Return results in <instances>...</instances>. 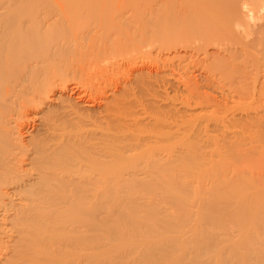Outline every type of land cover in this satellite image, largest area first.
<instances>
[{"label": "rangeland", "instance_id": "1", "mask_svg": "<svg viewBox=\"0 0 264 264\" xmlns=\"http://www.w3.org/2000/svg\"><path fill=\"white\" fill-rule=\"evenodd\" d=\"M2 1L3 0H0V3H5V2L9 3L10 1L11 3H14V2L16 3V1L14 0H4V2ZM1 6H3V4ZM0 8H1L0 14L4 13L3 11L4 8L2 7ZM138 16L140 17V15ZM138 16H136V18ZM147 18L145 17L143 20L145 21L147 20L146 22L148 23L149 16ZM141 22L142 24L145 23L144 21H141ZM141 22L138 24L140 25ZM147 23H145V25ZM145 25L144 26L141 25L139 28L138 26L136 27V25L135 26L130 25L131 27L126 26L124 28H126L127 30L123 28L122 29L123 31L121 30L123 26L120 27V30L122 32L121 34H123V32L124 33L127 32L126 34H129L126 36L127 39L126 38L124 39L123 37L120 38L122 42L124 40L126 41L128 40L129 42L130 40L136 38V40L134 41L132 40L133 42L130 41L129 43L123 42L122 44V42L120 41L121 46L119 48H121V51L119 52L120 49L118 51L116 50L113 51L115 52V54H118L119 56L121 55L120 57L117 55L118 58H115L116 56L114 57V55H112L113 53H110L111 49L109 47L107 48L109 49V52L108 53L105 51L104 52L106 54L112 55L111 57L105 54L106 57H104V60H103L102 59L103 56L95 55L94 57V54H93L91 57L89 56L88 58L83 57L81 62L78 61V64L80 63L79 64L80 66L83 63L85 69L88 68L86 70L89 73L88 72L87 73L78 72L81 69L79 68L77 69L78 65H75L77 63V59L75 60L73 56V60H74L73 61V69H74L73 77L70 72H68L66 76H69L68 80H70L69 83H71L69 87L79 86V94L80 95L83 94V100L81 102L76 103L75 100H73V103H74L73 108L75 104H76V107L72 111L73 112L75 111L76 113L74 112L72 116L73 117L72 119L74 121H72L71 119V121L68 123L69 124L68 130L73 128L72 130L73 133L72 131H70V133H72L73 135V166H74L73 174L80 173L79 175L81 177L79 178L82 179L81 181L83 183V178H85L84 176H86V174L87 176L91 175V177L92 176L98 177V173L92 169L94 168V166H91L92 168L90 167L88 168V166L90 165V163L88 162H90L92 159L94 160L96 158H99L100 160L105 161L107 165H109L110 168L112 169L111 165L113 164L112 161H114L115 159L114 157L121 155L120 156L121 158L120 157L118 158L119 160L122 159L121 161L124 160L123 163L125 164L128 162L133 163L134 161H136L135 163H137V166L140 167L141 169L142 168L141 165L143 164L144 166L146 165L145 163L148 162L149 159L147 158L153 157V159L149 160L148 163H151L154 161L155 162L154 164H157L159 159L164 163L165 161L163 160H166L164 164L160 165L162 163L161 161H159L158 164H159V167L160 166L163 167V165L165 164L169 167L167 168V170L169 171L168 173L165 172L166 168L165 170H163L166 173L163 175L168 176V178L165 176V181L168 180L167 181L168 186L166 185L165 181L164 183L161 182L159 185L156 184L158 181H161L164 177L161 179L160 176H158L159 174H157V172L154 169L152 171V168H151L150 170L148 169L146 172L142 171L141 173L138 167L135 168L136 170L134 169L132 170L131 168L132 166H131L130 169L132 171H130L129 169L130 163H129L126 165L127 167L125 166L126 167L125 169L121 168L123 171L122 173H124L122 174V178H123L122 186H120L119 188L114 187L118 191H116L112 187L113 185L111 183L113 181V178H112V175L109 174L108 184L110 183L111 188L108 187L109 194H108V198L105 201H103L102 203L99 202V204L95 205L94 207H93L94 204L91 206L90 202L88 201L86 202L84 206L85 209L82 207L83 212H79L81 210H78L77 203L73 201V264H264V196H263L264 195L263 194L264 193V153H263L264 151H262L264 150V144H263L264 139H262L264 138L263 136L264 135V132H263L264 131V76H263L264 71H262L263 68L259 67L260 68L259 69L256 67L258 69L257 72L261 70L260 72L263 75L259 72L257 73L256 70H254V68H251V71L249 70L250 67L249 69L248 68L245 69L244 73H247L248 77H245L246 74H243V72L241 73V71H240L241 74L240 73L238 74L239 72L238 71L237 75L234 74L233 76H230L231 72L230 74L229 72H227L228 77H227V73L225 77H227L228 80L225 77L224 78L227 81H230V83L227 82L225 79H223V77L219 78L221 77L219 75H221L222 73H219L217 71L218 72L217 74L213 71H210L215 75L217 74L215 76V75H212L209 72V70L207 71V69L209 68L208 66L210 65L209 61H206V62L204 61L205 63L202 65H198L199 67L194 66V64L190 63L189 66L187 65V67H189L188 68L189 71H188V69L185 67L186 65H184L187 63L186 54L178 47L175 48V50H171L170 54H168L165 51L162 56L161 55L159 56L157 54L156 48H151V49L149 48L151 46L154 47L153 45L150 46V44L152 43V40H150V37L152 35L150 34L151 29L147 27L150 31L149 30L148 32L145 31L146 33L144 34L145 36L142 35V33L140 32L141 29L143 31V28L146 27ZM117 26H119V24ZM108 28L109 27L107 26L106 31ZM131 28H134L133 31ZM115 29H117V27ZM131 35L133 36V38L131 37ZM142 38H144L143 41H142ZM140 39L142 42H136V41H139ZM146 39H149L151 43L149 42V40H147L150 43L149 44L147 42L148 43L147 45L145 41ZM134 42L138 44V45L136 44L137 47L136 45H134L135 44ZM144 42L145 44H143ZM130 43L131 45L129 46ZM139 43L142 45H140ZM124 44L125 45L128 44V45L126 47H123ZM108 45L109 43L107 44V47ZM131 46L136 47L137 50ZM125 48H128V49L126 50ZM131 48L133 49L131 50ZM211 52H214V51L211 50ZM126 53H128L129 55L127 56ZM132 53L133 54L135 53L134 54L135 56ZM125 55L127 56L128 60L126 59ZM143 55H145V57ZM157 55L159 59L157 58ZM129 56L130 57L134 56V58L133 57L130 58ZM105 58H107L108 61L110 60L109 61L110 63L106 62L107 60H105ZM113 58L115 60H113ZM83 59L85 62H83ZM98 59L99 61H97ZM90 60L91 61L93 60V61L91 62ZM101 60L103 61V63ZM189 62L191 61L188 59V63ZM104 63L106 64L108 63V64L106 65ZM207 63H208V66H207ZM88 64H91V66L90 65L85 66ZM103 65H106V67H104ZM203 65L204 66L206 65V66L204 67ZM211 65L213 64L211 63ZM175 66L177 69L180 66V70L178 69L177 71ZM200 66L203 69H201ZM169 67L171 68V70ZM206 67L207 69H205ZM89 68H91L94 73ZM173 68L176 70H174ZM183 68H185L186 70ZM172 69L173 71H175L174 74H173ZM86 70L84 72H86ZM247 70L252 73L250 74V72H248ZM176 71L177 72L180 71L178 73L179 76L176 75L177 74ZM185 71H188V72L186 73ZM77 72L79 74H76ZM207 72H209V74ZM233 72L236 73V71H233ZM254 74L257 75L258 77L254 76ZM238 75L240 76L242 75L241 76L242 79ZM172 77L174 78L172 79ZM232 77H233V80L231 79ZM72 78H73V82H72ZM78 79L79 80L81 79L80 82ZM175 79L177 80L175 81ZM222 79L225 82H223ZM252 80H256V81L254 82ZM236 81L238 82L237 86H240V87L235 86L237 83ZM244 81L248 84H246ZM75 82L77 84H75ZM189 83L191 84L188 85ZM227 83L232 84V85H229ZM105 87H108L107 93L102 96V92H101V95L99 93L101 89ZM190 87L193 89H191ZM58 91L60 90L57 88L56 94L59 95ZM241 91H243L244 93L242 92L241 94ZM108 92H109V96H107ZM123 93L125 94V96ZM65 96L66 94L65 95L63 94V96H61L62 102H64ZM239 96L241 97V99L239 98ZM51 98L55 99L56 97H51ZM74 98L75 96H73V99ZM200 98L202 99V101ZM97 99H99L100 101ZM110 101L113 103H111ZM241 101L242 102L245 101L243 102L245 104L243 105ZM62 102L60 100H56L55 102L53 101L47 102L46 105H49L51 103V108L52 107L55 109L58 108L60 110L62 107H65L67 105V102H64V103ZM209 102L210 104H208ZM240 103L243 107L246 106L244 108H246L248 111L244 109L242 106H237V105H240ZM119 104L120 106H118ZM141 106H143L144 109H141L143 108ZM45 109H46V106H42L41 108L37 109L35 113H38L39 115H43V117H46L44 116L45 114H47ZM86 109L89 111H86ZM33 111L34 110H30L29 113L32 115L34 113ZM213 111L218 112V113H214ZM214 114H216V116H213ZM149 115L151 116V119ZM217 116H218V122H215L217 121ZM154 117L156 118V120H154L155 119ZM213 117L216 118V120ZM219 117H220V120H219ZM202 118L204 120H202ZM116 120L118 123L116 122ZM219 121L220 122L224 121V123L221 122L220 123L221 125H219ZM119 123L120 124L124 123V124L120 125ZM182 123L186 125H183ZM204 123L206 124L204 125ZM259 123H262V124H259ZM180 124L182 127L180 126ZM187 125H189L188 126L189 129L191 128L190 130L188 129ZM254 125H257V127L256 126L254 127ZM171 126H173L174 128ZM183 126H185V128L187 127L186 128L187 131ZM197 127H200V128H197ZM223 127H225V129H223ZM175 128L177 130H175ZM244 128L246 129L244 130ZM226 129H227V132H226ZM242 129H243V132H242ZM259 129H260V132H263V133L258 134L260 133L258 131ZM130 130L131 132H129ZM174 130L177 134L174 132ZM196 130L199 133L201 132L202 134L201 133L199 134L198 132H196ZM247 130H249L250 132ZM190 132L191 134H189ZM40 133H38V135ZM186 134L187 135L189 134V136H187ZM206 134H209V135H206ZM211 134L213 135L212 138H211L212 136ZM222 136H225V139H228V137H234L232 138L233 140L235 139V137H237L236 138L237 140L236 139H235L236 141L234 140V142L236 143H234L232 140V142L229 144L231 145V147H234L235 145L241 147V144L243 143L240 150L243 154H245V156L246 155L247 156L244 158L243 157L240 158V156L236 157L234 154L232 155L230 152L229 153L231 155L227 153L228 149L224 148L225 146L221 147L222 142L220 141H222L223 139ZM258 137L261 140L258 139ZM210 138H211L210 141L206 140ZM24 139L28 141V138H23V140ZM116 139H118V141ZM124 139L126 142L123 141ZM180 139L184 146H181L182 144L180 143L181 142ZM213 139L215 140V142ZM195 140L198 141L199 144ZM119 142L120 144L122 142L123 143L120 145ZM260 142L261 143L263 142V143L261 144ZM192 143L195 145L197 150L195 149L194 145L192 146ZM118 144L120 146H118ZM172 145L174 147H172ZM163 146L164 147L166 146V147L164 148ZM213 147H216V149L215 148L213 149ZM167 148L171 149V151L170 150L169 151H170V154H173V155L168 154ZM187 148L188 150L189 148H192V150L194 149L195 152L192 150L187 151ZM199 148L201 150L203 149V151L201 152ZM223 148L226 150H221ZM245 148L246 150H249L251 153L250 154L249 152L244 153L246 151ZM101 149H103L102 151L105 150L103 152V154L105 153L104 154L105 158L102 157L103 159L99 157L100 156L99 154L101 153L100 152ZM142 149L144 151L150 150L153 152L152 154L148 153V151L147 153L146 152L144 153ZM124 150H126V152ZM137 150L140 151V153L141 152L142 153L140 154L139 152H137ZM204 150H206V152ZM98 151L100 153H98ZM106 151L108 152V154ZM61 152H62L61 155L58 153V156L60 155V158L59 157H58L59 159L56 158L57 161L56 160L54 161L55 158L54 159L52 158L53 162H51L52 166H55L53 165V163L56 164L54 168H56L59 164H61V166L60 165L58 166V168L60 167L59 171H62V169L64 170V167H66V165H64L65 164L64 160H66L67 159L66 157L68 156V154H66L67 152L65 151H64L65 153L63 151ZM180 152L181 154H178ZM217 152L219 153V155H217ZM236 152H237L236 154H238V151ZM143 153L144 155L148 154V157H145ZM212 153H215V154H212ZM209 154H212V155H209ZM165 155H169V156H165ZM178 155L179 157L182 155L179 158L180 159L179 162H178ZM248 155H251L252 157ZM139 156L141 158V161L146 160L145 163L144 161H142V163L139 162L138 160ZM170 156L173 158V160H171L172 158ZM194 156L198 158V159L193 158L195 162L198 161L197 164L194 163V161L192 162L191 158ZM202 156L205 159H203ZM55 157H57V155H55ZM228 157L230 158L228 159ZM154 159H156L157 161ZM187 159H188V162H187ZM209 159L210 161H208ZM59 161H61V163H57ZM172 161H175V162H172ZM180 161H184L183 163L187 167L185 165H182L183 164L182 162L180 165ZM202 162H204L205 165ZM207 162H208V166L206 164ZM224 162H228V163H224ZM168 163H170L172 167ZM188 164L190 167L188 166ZM200 165H201V168H200ZM178 166H179V169L177 168ZM182 166H184V168L186 169L188 168V170H185ZM58 168H56L55 170H57ZM172 169H175V171ZM176 169H178V171L181 169L178 172L179 174L177 173ZM183 169L187 172H185ZM139 171L141 174L139 173ZM232 171H235L234 172L235 174ZM181 172L182 174H180ZM109 173L112 174V172H109ZM153 177H156V178H153ZM170 177L172 178V180ZM173 178L174 179L181 178V179H175V180H178V182L177 181L175 182L173 181ZM78 180L80 181L78 177L77 178L75 176L73 177V193H75V191H77L78 189V188H75L74 185L77 186V185H80L81 183V182L79 183ZM170 180L171 182H169ZM150 181L154 184H152ZM182 181L183 183H181ZM181 184L183 185L181 186ZM163 186L166 188H164ZM163 188L167 191H165ZM179 193H180V197H179ZM197 194L198 196H196ZM240 196H241V199H239ZM219 198H220V201H219ZM222 198H224V200ZM236 202L237 204H235ZM221 206L223 207V209ZM247 206H249L248 209H247ZM211 207L213 209H211ZM238 207L240 209L242 208L241 209L242 212H240L241 210ZM89 208L92 209V212L90 211ZM197 208H202V209H197ZM244 208L247 209V212H245L246 210H244ZM220 209H222L223 212L225 211L224 213L225 215L219 214V213H222ZM249 209H251L250 213L248 211ZM238 210H239V213H238ZM209 211H211L213 214ZM232 211H234L237 215L239 214L238 217L240 221L237 215L236 214L234 215V212ZM242 215H245V216H242ZM82 220L84 221V223H86V226ZM95 222L97 223V225L102 224L103 225L102 228L96 226Z\"/></svg>", "mask_w": 264, "mask_h": 264}, {"label": "bare ground", "instance_id": "2", "mask_svg": "<svg viewBox=\"0 0 264 264\" xmlns=\"http://www.w3.org/2000/svg\"><path fill=\"white\" fill-rule=\"evenodd\" d=\"M14 1H16V3ZM14 1H12V2H14L15 4L11 3V1L9 3L8 2L0 3V7L4 8V10H3L4 13L0 14V264H73V201L77 203L78 210H81L79 212H83L82 207L85 209L84 206H85L86 202H88V201L90 202L91 206L94 204L93 207L95 205L99 204V202L102 203L103 201H105L108 198V194H109V192H108L109 188L108 187L111 186L110 183L108 184L109 174L112 175V178H113V181L111 180L112 181L111 184L113 185L112 187L113 188L114 187L119 188L120 186H122V182H123L122 174H124V173H122L123 171L121 168L125 169L127 167L126 165L130 163V162H128L125 164V163H123L124 160L123 161H121L122 159L119 160L118 157H120L121 155L115 156L114 161H112L113 164L112 165L110 164L112 167V169H111L110 166L107 165V163L105 161H102L99 158H96L94 160L92 159L90 162H88V161L87 162L90 163L88 168L89 167L92 168L91 166H94V168H92V169L98 173V177H94V176L91 177V175L87 176V174H86V176H84L85 178H83V183H82V181H81L82 179L79 178V177H81L79 175L80 173L79 174L74 173L75 175L73 174V172H74L73 171V167H74L73 166V135H72L73 128L68 130V128H69L68 123L73 118L72 116H73V113L75 112V111L74 112L72 111L76 107V104H75L74 108H73V104H74L73 100H75L76 103H79L83 100V94H81V95L79 94V86L69 87L71 85V83H69L70 80H68L69 76H66V74L68 72H70L72 74V77H73V73H74L73 72V70H74L73 69V61H74L73 56H74L75 60L77 59V63L75 62L76 63L75 65H78L77 69L78 68L81 69L80 71H78L76 69L79 73H87L88 72L86 70L88 68L85 69L83 63L81 66L79 65L80 63L78 64V61L81 62L83 57L88 58L89 56L91 57L94 54V57H95V55L96 56L97 55L103 56V58H102L103 60H104V57H106V55L110 56V57L112 55H114V57L116 56L115 58H118L117 57L118 54H115V52H113V51L114 50L118 51L120 49L119 50V52H120L121 51V48H119L121 46L120 41L122 42V40H120V38L123 37L125 39L126 36L129 35V34H126L127 29L124 27L130 26V25H132V26L136 25V27H137L139 25L138 23H140L141 21H144L145 23H147L146 22L147 20L145 21L143 19L145 17L147 18L149 16L148 23L145 25V23L142 24V22H141V24L138 26V28L141 25L146 26L145 28L141 27V28H143V31H144L143 32L141 29L140 32L142 33V35L146 34L145 31L148 32V30H149L148 28L151 29L150 34H152V35L150 37V40H152V43L149 39H146L145 41H146L147 45L150 42L151 43V44L149 43L150 46L151 45L154 46V47L148 46L150 49L151 48L157 49L156 51H157V54L159 56L160 55L162 56L165 51L168 54H170L171 50H175V48L178 47L179 49H181L186 54L187 63L184 65H186L185 67L187 69L189 68V67H187V65L189 66L190 63L194 64V66L199 67L198 65H202L206 61H209L210 65L208 66V63H207V66L210 69L209 68L207 69V67L205 69H207V71L209 70V72L213 71L217 74H218V72L222 73L221 75H219V76H221L219 78L223 77V79L226 78L228 80V78H227L228 73L227 72H229V74H230V72H231V74L233 73L232 75L230 74V76H233L234 74L237 75L238 71H239L238 74L241 71V73L243 72V74H246L245 77H248L247 73H244L245 72L244 70L247 68L249 69V67H250V69H249L250 71H251V68H254V70H256V72H257V70H258L257 68H259V67H262L263 69L262 68L261 69H262V71H264V0H19V1L14 0ZM2 2H4V0ZM2 4H3V6H1ZM137 13H138V15H140V17L137 15ZM136 16H138V17L136 18ZM118 24H119V26H117ZM107 26L109 28L106 31ZM116 27H117V29H115ZM120 27H122L121 30L123 28L126 29L125 30L126 33L123 32V34H121L122 32L120 30ZM134 28H131L132 31ZM144 29H146V30H144ZM116 30H117V32H116ZM118 32H119V34H118ZM124 34H125V36H124ZM131 37L133 38L132 35H131ZM144 38H142V41ZM132 40L134 41V40H136V38L132 39ZM132 40H130V41H132ZM147 40H149V42ZM83 41H85V42H83ZM142 41L140 39L139 41H136V42H142ZM123 42L129 43L128 40L127 41L124 40ZM123 42H122V44H123ZM108 43H109V45L107 47ZM118 44H120V45H118ZM136 44L137 43H135L134 45H136ZM143 44H145V42ZM127 45L128 44H126V45L124 44L123 47H126ZM130 45H131V43L129 44V46ZM137 45H136V47H137ZM140 45H142V44H140ZM109 47L111 49L110 53H113L112 55L105 53V52H107V53L109 52V49H107ZM131 47H134V46H131ZM136 47H134V48L137 50ZM106 49H107V51H106ZM125 49L127 50L128 48H125ZM132 49L133 48H131V50ZM131 50H130V52H131ZM211 50H213L214 52H211ZM130 52H129V54H130ZM129 54L126 53L127 56ZM138 54H140V53H138ZM158 55H157V58L159 59ZM127 56H126V59H127ZM134 56H132V57L134 58ZM143 56L145 57V55H143ZM132 57H130V58H132ZM123 59H125V58H123ZM188 59L191 62L188 63ZM105 60H107V58H105ZM113 60H115V59L113 58ZM97 61H99V59ZM109 61L107 60L106 62L110 63ZM83 62H85L84 59H83ZM102 63H103V61H102ZM211 63L213 65H211ZM104 64H106V63H104ZM181 64H182V62H181ZM89 65L91 66V64H88L85 66H89ZM106 65H103V66L106 67ZM190 67H191V65H190ZM175 68H176V66H175ZM84 69L86 70V72H84L85 71ZM89 69H91V68H89ZM173 69H172V71H173ZM176 69H174V70H176ZM178 69L180 70V66L178 67ZM178 69H177V71H178ZM183 69H185V68H183ZM201 69H203V68L201 67ZM201 69H200V71H201ZM242 69H243V71H242ZM91 70H89V71H91ZM170 70H171V68H170ZM188 71H189V69H188ZM188 71H185V72L187 73ZM233 71H236V73ZM250 71H248V72H250ZM260 71L261 70H259L258 72L261 73ZM78 72L76 74H79ZM92 72H93V70H92ZM174 72L175 71H173V74H174ZM179 72H177L176 75H178ZM209 72H207V73L209 74ZM210 73L212 75H215L212 72H210ZM226 73H227V77H225ZM251 73L252 72H250V74ZM222 75H224V76H222ZM238 76L241 77L242 75L241 76L238 75ZM254 76H257V75L254 74ZM89 77H91V76H89ZM177 77H175V78H177ZM173 78L174 77H172V79ZM231 79L233 80V77ZM241 79H242V77H241ZM80 80H79V82H80ZM176 80L177 79H175V81ZM248 80H246V81H248ZM175 81H174V83H175ZM252 81L255 82L256 80H252ZM72 82H73V78H72ZM105 82H103V83H105ZM223 82H225V81L223 80ZM227 82L230 83V81H227ZM229 83H227V84H229ZM242 83H243V81H242ZM75 84H77V83L75 82ZM190 84L191 83H189L188 85H190ZM237 84H238V82L236 83L235 86H237ZM246 84H248V83H246ZM72 85H73V83H72ZM229 85H232V84H229ZM107 86H108V84H107ZM225 86H227V85H225ZM237 87H240V86H237ZM57 88L60 90V91H58L59 95L56 94ZM107 88L108 87L101 89L99 94L101 95V92H102V96L105 95L107 93ZM123 88H124V86H123ZM190 88H189V90H190ZM191 89H193V88H191ZM194 91H195V89H194ZM197 91H199V90H197ZM242 92L243 91H241V94H242ZM61 93H63L64 95L66 94L64 102H67V105L65 107H62L59 110L58 108L57 109H55L53 107L51 108V103L49 105H46L47 102H51V101L55 102L56 100H60L62 102L61 96H63V94H61ZM241 94H240V96H241ZM246 94H247V92H246ZM73 96H75L74 99H73ZM107 96H109V92H108ZM124 96H125V94H124ZM236 96H238V95H236ZM240 96H239V98L241 99ZM51 97H56V98L53 99ZM104 97H106V96H104ZM113 97H115V96H113ZM230 97H231V95H230ZM97 100H99V99H97ZM201 101H202V99H201ZM64 102H62V103H64ZM187 102H189V101H187ZM243 102H245V101H243ZM243 102H242V104L244 105L245 103H243ZM111 103H113V102H111ZM208 104H210V102ZM42 106H46L45 110H46L47 114L44 115L46 117H43V115H39L38 113H35V111L37 109L41 108ZM118 106H120V104ZM143 106H141V107H143ZM237 106H242V105L240 103V105H237ZM244 107H246V106H244ZM141 109H144V107ZM244 109H246V108H244ZM30 110H34L33 111L34 113L32 115L29 113ZM86 111H89V110L86 109ZM214 113H218V112H214ZM60 114H62V115H60ZM136 116H137V114H136ZM206 116H208V115H206ZM213 116H216V114H214ZM210 117H212V116H210ZM150 119H151V116H150ZM214 119L216 120V118H214ZM154 120H156V118ZM202 120H204V119L202 118ZM219 120H220V117H219ZM72 121H74V120L72 119ZM207 121H208V119H207ZM224 121H225V119H224ZM224 121H221V122L224 123ZM116 122H117V120H116ZM193 122H195V121H193ZM215 122H218V116H217V121H215ZM221 122L219 121V125H221L220 124ZM191 123H192V121H191ZM209 123H211V122H209ZM123 124H120V125H123ZM134 124H132V125H134ZM205 124L206 123H204V125ZM259 124H262V123H259ZM183 125H186V124H183ZM207 125H208V123H207ZM180 126H181V124H180ZM188 126L189 125H187V127ZM255 126L257 127V125H254V127ZM171 127H173V126H171ZM183 127L185 128V126H183ZM197 128H200V127H197ZM185 129H184V131H185ZM188 129H189V127H188ZM223 129H225V127H223ZM245 129L246 128H244V130ZM248 129H250V128H248ZM125 130H127V129H125ZM175 130H177V129L175 128ZM175 130H174V132H175ZM70 131H72V133H70ZM186 131H187V129H186ZM201 131H203V130H201ZM247 131H249V130H247ZM258 131L260 132V129ZM129 132H131V130ZM196 132H198V131L196 130ZM226 132H227V129H226ZM242 132H243V129H242ZM263 132H260V133L257 132V133L261 134ZM38 133H40V134L38 135ZM204 133H205V131H204ZM216 133H218V132H216ZM117 134H118V132H117ZM189 134H191V132ZM189 134L188 135L186 134V135L189 136ZM206 135H209V134H206ZM197 136H198V134H197ZM129 137H131V136H129ZM212 137H213V135L211 136V138ZM243 137H245V136H243ZM259 137H258V139H260ZM23 138H28V141H26L25 139H24L25 140L24 141ZM120 138H122V137H120ZM208 138H209V136H208ZM211 138L206 139V140L210 141ZM222 138H223L222 141H220V142H222L221 147L225 146L224 148L228 149L227 153L230 152L232 155L234 154L236 157L240 156V158L241 157L244 158L247 156V155L245 156V154H243L240 150L243 143L241 144V147L236 146V145H235L236 147L235 146L231 147V145L229 143L232 142V140H233L232 138H234V137H228V139H225V136H222ZM236 138L237 137H235V139ZM154 139H152V140H154ZM262 139H264V138H262ZM100 140H101V138H100ZM116 140L118 141V139H116ZM158 140H160V139H158ZM213 140H212V142H213ZM234 140H233V142H234ZM123 141H125V139ZM180 141H181V139H180ZM196 142L198 143V141H196ZM214 142H215V140H214ZM180 143L182 144V141ZM187 143H188V141H187ZM234 143H236V142H234ZM114 144H115V142H114ZM119 144H120V142H119ZM119 144H118V146L121 145V144L120 145ZM256 144H258V143H256ZM107 145H108V143H107ZM193 145L194 144L192 143V146ZM178 146H179V144H178ZM181 146H184V145L182 144ZM212 146H214V145H212ZM146 147H145V149H146ZM161 147H160V149H161ZM172 147H174V146L172 145ZM186 147H184V148H186ZM194 147H195V145H194ZM113 148H115V147H113ZM178 148H180V147H178ZM214 148L216 149V147H213V149ZM224 148L221 150H226ZM157 149H159V148H157ZM167 149H168L167 150L168 154H170L171 149H169V148H167ZM195 149H196V147H195ZM102 150L103 149L100 150L101 153L98 151V153H100L99 157L105 158L104 157L105 153L103 154V152L105 150L104 151H102ZM190 150H192V148H189V150L187 148V151H190ZM200 150H198V151H200ZM245 150H246V148H245ZM61 151L67 152L66 154H68V156L66 158L68 160L65 158L66 160H64V163H65L64 165H66V167H64V170L62 169L63 168L62 167L61 168L62 171H59L60 167L58 168V166L59 165L61 166V164H59L56 167L58 169L55 170L56 168H54V167L56 166V164L53 163V165H55V166H52L51 162H53L52 158L53 159L55 158L54 161L55 160L57 161V159L60 158V155L62 153ZM124 151L126 152V150H124ZM147 151H148V153H151V154L153 152L150 150H147ZM147 151H144V153L145 152L147 153ZM192 151L195 152L194 149ZM198 151H196V152H198ZM202 151H203V149L201 150V152ZM204 151L206 152V150H204ZM236 151H238V154H236L237 153ZM262 151H264V150H262ZM112 152H113V150H112ZM137 152L140 153V151H138V150H137ZM162 152H164V151H162ZM215 152H216V150H215ZM248 152H249V154L251 153L249 150H246L244 153H248ZM257 152H259V151H257ZM58 153L60 154L59 156H58ZM144 153H143V155H144ZM191 153H193V152H191ZM107 154H108V152H107ZM178 154H181V152ZM185 154H187V153H185ZM185 154H183V155H185ZM201 154H203V153H201ZM212 154H215V153H212ZM212 154H209V155H212ZM55 155H57V157H55ZM170 155H173V154H170ZM217 155H219L218 152H217ZM144 156L148 157V154H146ZM165 156H169V155H165ZM226 156H228V155H226ZM248 156H251V155H248ZM254 156H255V154H254ZM180 157L178 155V162L180 160L179 159ZM185 157H187V156H185ZM208 157H206V158H208ZM139 158H140V156H139ZM139 158H138L139 162L142 163V161H144V160L141 161V158L140 159ZM193 158L196 159L197 157H195V156L192 157L191 158L192 162L194 161ZM229 158L230 157H228V159ZM147 159L152 160L153 157L152 158L150 157ZM156 159H154V160H156ZM188 159H187V162H188ZM203 159H205V158L203 157ZM245 159H247V158H245ZM149 160H148V162H149ZM171 160H173V158ZM211 160H212V158H211ZM223 160H224V158H223ZM237 160H236V162H237ZM145 161H144V163H145ZM159 161H161V160L159 159L158 163H159ZM163 161L166 162V160H163ZM200 161H202V160H200ZM208 161H210V159ZM226 161H227V159H226ZM87 162H86V164H87ZM135 162L136 161H134L133 163L131 162L129 164V169L132 166L131 167L132 170L133 169L136 170L135 168L138 166H137V163H135ZM148 162H146L145 163L146 165H144V166H143V164L142 165L140 164L142 167L141 169H140V167H138L139 170L141 171V173H142V171L146 172L148 169L150 170L152 168V171L154 169L157 172V174H159L158 176H160L161 179L164 177L163 178L164 180L162 179L161 181H158L159 183L157 181H156L157 183L156 182L155 183L158 185L161 182L164 183L165 176L167 178H168V176L163 175V174H166L165 172H167V173L169 172L167 170V168H169V167L166 164L163 165V167L162 166L159 167V164L156 162L158 164V166H157V164H154L155 163L154 161L151 163H148ZM172 162H175V161H172ZM181 162L183 163L184 161H180V165H181ZM57 163H61V161H59ZM164 163L162 162L160 165H162ZM194 163L197 164L198 161H196V162L194 161ZM202 163H204V162H202ZM214 163H215V161H214ZM224 163H228V162H224ZM240 163H242V162H240ZM168 164L170 165V163H168ZM206 164L208 166V162ZM182 165H185V164L183 163ZM204 165H205V163H204ZM220 165H222V164H220ZM223 165H225V164H223ZM165 166H167V167H165ZM188 166H189V164H188ZM182 167L184 168V166H182ZM165 168H166V171L164 172L163 170H165ZM177 168L179 169V166ZM195 168H197V167H195ZM200 168H201V165H200ZM209 168H210V166H209ZM178 169H176L177 173L182 168L179 171H178ZM184 169L188 170V168L187 169L184 168ZM77 170H78V168H77ZM132 170L130 169V171H132ZM172 170L175 171V169H172ZM189 170H190V168H189ZM140 171H139V173H140ZM109 172H112V174ZM185 172H187V171H185ZM232 172L234 173L235 171H232ZM173 174H175V173H173ZM180 174H182V172ZM76 175H78V176H76ZM147 175H148V173H147ZM74 176L76 178L78 177V179H80V181L78 180L79 183L81 182L80 183L81 186L77 185L78 186L77 187L74 185L75 188L79 189V190L77 189V191H75V193H73V177ZM82 177H83V175H82ZM150 177H152V176H150ZM153 178H156V177H153ZM160 178H159V180H160ZM175 179H181V178H175ZM175 179L173 178V181L178 182V180H175ZM171 180H172V178H171ZM171 180L169 182H171ZM167 181H165L166 185L168 184ZM173 183H171V184H173ZM181 183H183V181ZM152 184H154V183H152ZM182 185L183 184H181V186ZM173 187H174V185H173ZM164 188H166V187H164ZM156 189H158V188H156ZM170 189H171V187H170ZM116 191H118V190H116ZM165 191H167V190H165ZM170 191H172V190H170ZM198 191H199V189H198ZM114 193H116V192H114ZM245 194H246V192H245ZM245 194H244V196H245ZM196 196H198V194ZM179 197H180V193H179ZM258 197H260V196H258ZM220 198H219V201H220ZM248 198H249V196H248ZM222 199L224 200V198H222ZM239 199H241V196ZM239 202H240V200H239ZM214 203H215V201H214ZM235 204H237V202ZM211 205H212V203H211ZM246 205H248V204H246ZM199 206H200V204H199ZM226 206H225V208H226ZM238 206H240V205H238ZM248 207L249 206H247V209H248ZM225 208H224V210H225ZM197 209H202V208H197ZM211 209H213V208L211 207ZM222 209H223V207H222ZM222 209H220L222 212V213H219L220 215L225 213V211L223 212ZM237 209H236V211H237ZM247 209L244 208V210H246L245 212H247ZM205 210H207V209H205ZM250 210L251 209L248 210L249 213H250ZM90 211L92 212V209H90ZM209 212H211V211H209ZM232 212H234V211H232ZM240 212H242V210ZM245 212H243V213H245ZM238 213H239V210H238ZM235 214L236 213L234 212V215ZM232 215H233V213H232ZM238 216H239V214L237 215V217ZM242 216H245V215H242ZM88 217H89V215H88ZM219 217H221V216H219ZM230 218H229V220H230ZM238 219H239V217H238ZM239 221H240V219H239ZM75 222H76V220H75ZM87 222H88V220H87ZM83 223H84V221H83ZM97 223H98V221H97ZM97 223H96V226L102 228L103 225L99 224L100 225L99 226V225H97ZM84 224L86 226V223H84Z\"/></svg>", "mask_w": 264, "mask_h": 264}]
</instances>
